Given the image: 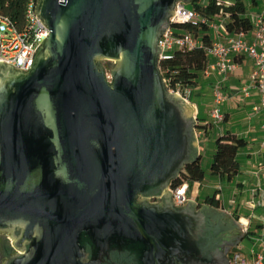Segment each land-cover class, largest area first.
Segmentation results:
<instances>
[{"label":"water","instance_id":"water-1","mask_svg":"<svg viewBox=\"0 0 264 264\" xmlns=\"http://www.w3.org/2000/svg\"><path fill=\"white\" fill-rule=\"evenodd\" d=\"M178 2L38 0L50 34L31 69L0 62L4 264H231L243 230L170 190L200 158L159 67Z\"/></svg>","mask_w":264,"mask_h":264},{"label":"built area","instance_id":"built-area-1","mask_svg":"<svg viewBox=\"0 0 264 264\" xmlns=\"http://www.w3.org/2000/svg\"><path fill=\"white\" fill-rule=\"evenodd\" d=\"M38 0H27L24 11V18L17 23L10 16L0 13V62H5L15 68L28 71L31 69L34 55L50 34L49 27L45 25L37 15ZM253 24V41L248 40L249 33L230 35L226 30V20L217 24L215 20L210 22V29L215 30L218 36L209 47H204L208 55V64L204 71L207 76L216 75L219 81L214 89V107L211 117L214 123L219 124L224 120L220 106L227 102V95L223 91L222 83L228 75L238 69L237 57H249L254 61V70L250 76V84L242 88L245 95L255 89L260 94V102L254 107V112H264V13L251 15ZM204 18L193 9L186 7L185 3L178 2L174 14L170 19L174 23L169 27L160 39V62L171 58L177 49L192 50L195 47H203L200 39L189 32L177 34L174 27L191 22L203 21ZM225 29V36L221 29ZM221 37V38H220ZM107 77L111 80L107 69ZM171 93L177 94L186 102L190 103L191 87L176 90L169 88ZM199 137L200 133L196 130ZM173 194V202L176 207H183L190 200V185L184 183L179 187L170 188ZM160 199H151V202H159ZM255 256L252 264H264V245L261 251L253 250ZM231 264H251L243 256L241 251L235 250L230 259Z\"/></svg>","mask_w":264,"mask_h":264},{"label":"crops","instance_id":"crops-1","mask_svg":"<svg viewBox=\"0 0 264 264\" xmlns=\"http://www.w3.org/2000/svg\"><path fill=\"white\" fill-rule=\"evenodd\" d=\"M224 4H232L235 0H219ZM249 16L264 13V0H259L257 5H250ZM226 20V16L219 15L215 18L217 24ZM225 36V29H221ZM212 40H216L218 34L211 30ZM221 38V37H220ZM248 40L253 41L252 32L248 34ZM254 70V61L249 57H242L238 63V69L228 75L222 83L223 91L227 95V102L224 103L222 112L223 122H231L233 133L243 137L247 141V146L239 150L237 159L240 164V172L237 177L229 183L227 193L225 187L220 183L212 182V178L222 180L218 176L211 174V165L208 167L207 178L202 182H195L190 187V201L199 203L201 189L207 181V187L215 185L219 191L217 199L220 200V211L226 212L243 229V239L250 237L254 248L259 252L264 245V112L259 114L254 112V107L260 102V94L257 90L251 89L249 95H245L241 90L250 84V76ZM216 75L207 76L204 72L198 80V84L191 87L190 104L193 106L197 117L204 119L205 124H212L207 133L199 131L198 137L199 152H202V141H216V138L226 132L221 127L222 123L216 124L211 117L214 107V89L219 81ZM206 205L205 201L199 203ZM242 239V240H243ZM241 240V241H242ZM235 250L242 251L239 245ZM255 257V256H254ZM252 264V262H250Z\"/></svg>","mask_w":264,"mask_h":264},{"label":"trees","instance_id":"trees-1","mask_svg":"<svg viewBox=\"0 0 264 264\" xmlns=\"http://www.w3.org/2000/svg\"><path fill=\"white\" fill-rule=\"evenodd\" d=\"M27 0H0V13L10 16L17 23L24 18L25 5ZM259 0H235L232 4H224L219 0H188L191 9L196 10L205 20L191 22L176 26L189 32L200 39L203 47H195L192 50L177 49L168 60L159 63L163 78L167 81L169 88H188L198 84L199 77L205 71L208 64V55L204 47L212 45L210 22L219 15L226 16V30L230 35L249 33L253 30L251 17L248 9L250 5H257ZM182 34V33H177ZM240 61V57L236 58ZM197 131L207 133L212 124H205L204 119L197 117ZM247 146L243 137L237 136L229 131L218 137L216 151L211 163V174L220 177L222 180L232 182L240 172V164L237 159L239 150ZM205 179V171L199 159L184 167L178 180L174 181L172 187H179L189 183L190 187L195 182H202ZM219 191L213 196H208L205 203L214 208H220V200L217 199ZM2 240V241H1ZM1 242L4 239L0 238ZM10 245L5 242L1 250L10 254ZM236 249V248H235Z\"/></svg>","mask_w":264,"mask_h":264},{"label":"rangeland","instance_id":"rangeland-1","mask_svg":"<svg viewBox=\"0 0 264 264\" xmlns=\"http://www.w3.org/2000/svg\"><path fill=\"white\" fill-rule=\"evenodd\" d=\"M185 5H186L187 8L191 9V6L188 5L187 2H185ZM173 29H174V31L176 33H184L185 32L184 30H181V29H179L177 27H174ZM241 58L242 57H240V60H241ZM239 62L237 61V63H239ZM102 63L105 66V68L108 69V71L111 68V64H113V62H110V61H103ZM220 109H221V112H222V109H223L222 105L220 106ZM222 114H223V112H222ZM232 122L233 121H231L230 123L229 122H223L222 123L221 127L226 129V133H228L229 131L234 132L233 128H231V126L233 124ZM214 126H217L216 123H215ZM217 139H218V137L216 138V141H217ZM216 141H213L212 139H211V141H208V142H205V143L202 141V152L200 154V156H201V164H202L203 170L207 174V178L209 179V181L211 180V177L208 174V167L211 165L212 160H213V156H214L215 151H216ZM213 181L217 182V183H220L221 186L225 187L224 193H227L228 186H229V183H230L229 181H227V180L221 181L220 179L218 180L217 178H212V182ZM207 184H208L207 181L203 184V187L201 189V198L199 200V203L205 201L208 196H213L215 194V192L217 191L216 190L217 187L215 185L207 187ZM240 228L242 229V227H240ZM12 242L14 243V241H12ZM240 247L242 249L241 253L248 260V262H254L255 257L252 254V249L254 248V244H253V241L250 239V237H245L240 242ZM234 251H235V249L233 250V252ZM233 252L231 254V257L233 255Z\"/></svg>","mask_w":264,"mask_h":264},{"label":"flooded vegetation","instance_id":"flooded-vegetation-1","mask_svg":"<svg viewBox=\"0 0 264 264\" xmlns=\"http://www.w3.org/2000/svg\"><path fill=\"white\" fill-rule=\"evenodd\" d=\"M200 205H204V204H200ZM3 238H5L6 240L8 239L9 240V238H7V237H5V236H3ZM2 238V239H3ZM2 241V240H1ZM0 241V264H4L5 262H6V260H7V258H5V256H7V254H5L4 253V251L2 252V250H1V247H2V245H3V243ZM10 245H11V247H13V242H12V240H10ZM236 247H231V249H230V252H229V254H228V257H229V259H231V254H232V252H233V250L235 249ZM16 253H18V251L16 252ZM9 255V254H8Z\"/></svg>","mask_w":264,"mask_h":264}]
</instances>
